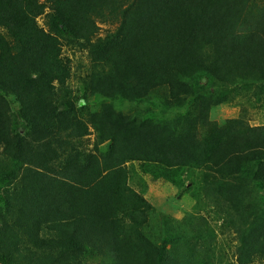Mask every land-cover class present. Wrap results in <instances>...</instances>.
Wrapping results in <instances>:
<instances>
[{
    "label": "trees",
    "instance_id": "obj_1",
    "mask_svg": "<svg viewBox=\"0 0 264 264\" xmlns=\"http://www.w3.org/2000/svg\"><path fill=\"white\" fill-rule=\"evenodd\" d=\"M261 1L0 0V264H215L190 244L215 231L160 219L136 176L187 177L236 234L226 264H264V125L210 116L264 97Z\"/></svg>",
    "mask_w": 264,
    "mask_h": 264
},
{
    "label": "rangeland",
    "instance_id": "obj_2",
    "mask_svg": "<svg viewBox=\"0 0 264 264\" xmlns=\"http://www.w3.org/2000/svg\"><path fill=\"white\" fill-rule=\"evenodd\" d=\"M264 0L256 3L255 13L262 11ZM43 25V19L40 20ZM67 40H65V44ZM65 55L73 60V79L71 88L73 96L82 97L83 90L80 85V78L86 73V65L89 63L87 52L76 44L65 47ZM238 97L233 103L217 107L211 113V120L216 125L221 126L231 120L244 118L251 126L264 125V97L258 100L255 97ZM17 108H15V113ZM20 128H23L20 126ZM94 141V135L87 139L86 143L91 147ZM188 191H182L179 188L168 184H152L149 180H140L137 176L131 181V185L155 206L157 216H169L175 222L183 224L184 228H189V222H206L212 230L215 231L216 239L211 240L206 236L205 240L209 243L191 239L190 244L198 246L202 253L207 254L214 260L215 264H226L236 262L238 241L234 231L225 225V214L213 203H208L201 197L197 186H192L190 180L184 178ZM208 228V227H207ZM206 228V229H207Z\"/></svg>",
    "mask_w": 264,
    "mask_h": 264
}]
</instances>
